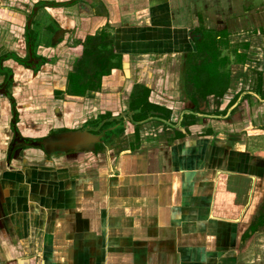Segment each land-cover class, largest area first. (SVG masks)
<instances>
[{"label":"crops","instance_id":"obj_1","mask_svg":"<svg viewBox=\"0 0 264 264\" xmlns=\"http://www.w3.org/2000/svg\"><path fill=\"white\" fill-rule=\"evenodd\" d=\"M36 1L0 0V71L12 70L16 103L0 92V264H264V0L48 9L74 38L99 45L106 33L119 55L84 93L60 97L80 45L54 51L48 77L4 59L24 56ZM208 39L228 56L220 97L203 98L186 80L187 54ZM105 113L122 116L109 138L87 127ZM126 114L136 115V133ZM63 127L52 147L11 154L13 131Z\"/></svg>","mask_w":264,"mask_h":264},{"label":"flooded vegetation","instance_id":"obj_2","mask_svg":"<svg viewBox=\"0 0 264 264\" xmlns=\"http://www.w3.org/2000/svg\"><path fill=\"white\" fill-rule=\"evenodd\" d=\"M77 0H60V1H54V0H38L36 2H33L31 5L30 10L27 12L26 15V21H25V29H24V52L23 57H18L16 53H7L5 54L4 59L8 60L11 59L14 62H16L17 65L20 67H23L25 71L28 72L30 77L35 78L36 76H39V74H46L44 77H48V74H51L55 70V63L58 62V59L60 58L59 54L55 56L54 51H57L62 48H69L72 46H78L80 45L82 48L81 54L78 56V58L75 60V62L70 65L68 68L66 74H65V87L64 89L58 91H54L55 96L64 95L70 88H74L73 83L71 84L69 81V78L72 75H79V78L77 77L79 82H83L85 75L91 76V73L96 69L94 65L92 64L89 67H86L84 71L82 72V76L79 74L80 68H82V61L85 59V52L88 48H90V45L95 46V41L91 42V40L96 37H92L91 35H85L83 38H74L73 30L70 28L66 21L64 22H58L57 19L51 18V15L48 12V9L51 8H67L68 6L73 5L76 3ZM75 28V27H74ZM97 38L99 39L98 35ZM91 42V43H90ZM236 50H233L232 53H234ZM219 56H225L228 60V56L226 53H223L222 50L218 49ZM4 59L1 62H4ZM226 60V61H227ZM6 72L0 71V76H2V79L0 80V92L1 95L5 97L8 102L10 103V106L16 107V103L14 100V97L10 91V87H12V84L15 82L13 73L11 69H5ZM33 80V79H29ZM26 84H30L29 81H25ZM60 94V95H59ZM140 101H142V97L140 98ZM147 105V104H146ZM144 103V106H146ZM144 109V115H147L146 110L143 106H141V109ZM14 110H16L14 108ZM14 110H11V114L14 117V120L17 119V112H14ZM148 111V110H147ZM126 120L129 123L128 128L131 129L132 125L133 127L137 126V117L136 115H125ZM88 123L90 124L87 126L92 132L98 131L99 134L101 132H104L105 138L111 137V133H116V125L121 124L122 122V116L119 114H110L105 113L98 115H93L89 118H87ZM141 119H145L141 117ZM16 124V122H15ZM117 125V126H118ZM92 126V127H91ZM134 127L133 133H136V128ZM12 129V128H11ZM61 130V131H60ZM67 128L63 127L60 129L53 130L52 128L48 129L43 135L36 136V137H25L21 134L19 135L17 130L13 131V135L17 134L19 136L15 137L13 136L12 144L10 145L9 149L11 150V154H14L15 151L24 150L28 147H36L47 149L49 146H53L55 143L54 140H58V134L61 132H67ZM12 131V130H11ZM97 133V132H96ZM108 133V134H107ZM114 137V136H113ZM17 138V139H16ZM102 140V139H101ZM100 145V144H99ZM44 146V148H43ZM47 154V153H45Z\"/></svg>","mask_w":264,"mask_h":264},{"label":"trees","instance_id":"obj_3","mask_svg":"<svg viewBox=\"0 0 264 264\" xmlns=\"http://www.w3.org/2000/svg\"><path fill=\"white\" fill-rule=\"evenodd\" d=\"M101 36L102 40L99 42V45L96 43L95 46L88 48L85 52V59L81 63L80 75L84 71V64L86 62L91 61V64L96 67L91 73L90 82L87 81V86L84 85L85 82L78 81L77 77L79 78V75L77 76V74L69 78L70 83H73L75 88L74 92L84 93L85 87L87 89L94 81L98 82L101 75L109 73L112 68L120 65L119 55L113 53L109 48L111 43L105 40L107 34L102 32ZM201 44L207 46H198L194 51L187 54L186 62H188V65L186 67V74L188 79L186 80L187 82H191L194 88L200 90L203 98H205L206 93H215V95L220 97L228 83V80L223 82L221 77L222 72L220 71V67L225 63L227 58L225 56H219L218 48L214 45L213 41L208 39V44L205 41H202ZM144 100L142 98L143 102Z\"/></svg>","mask_w":264,"mask_h":264}]
</instances>
